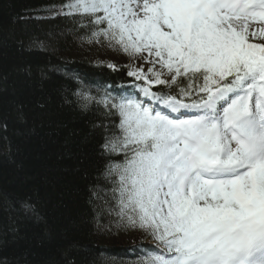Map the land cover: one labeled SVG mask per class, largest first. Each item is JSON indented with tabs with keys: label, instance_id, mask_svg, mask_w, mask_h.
I'll return each instance as SVG.
<instances>
[{
	"label": "snow or ice",
	"instance_id": "6c2138e0",
	"mask_svg": "<svg viewBox=\"0 0 264 264\" xmlns=\"http://www.w3.org/2000/svg\"><path fill=\"white\" fill-rule=\"evenodd\" d=\"M66 8L93 38L146 53L151 65V78L129 72L143 96H106L110 123L94 125L116 226L158 242L148 264H264V42H252L264 41V0H71ZM179 78V90H152ZM20 210L36 211L29 200Z\"/></svg>",
	"mask_w": 264,
	"mask_h": 264
},
{
	"label": "trees",
	"instance_id": "16d2710c",
	"mask_svg": "<svg viewBox=\"0 0 264 264\" xmlns=\"http://www.w3.org/2000/svg\"><path fill=\"white\" fill-rule=\"evenodd\" d=\"M69 2L0 0V264H148L136 240L147 234L115 224L94 127L110 123L104 90L128 71L107 67L95 45L106 39Z\"/></svg>",
	"mask_w": 264,
	"mask_h": 264
},
{
	"label": "rangeland",
	"instance_id": "374dc122",
	"mask_svg": "<svg viewBox=\"0 0 264 264\" xmlns=\"http://www.w3.org/2000/svg\"><path fill=\"white\" fill-rule=\"evenodd\" d=\"M252 42L259 43V42H264V41L256 39V40H254ZM95 45H96L97 50H98L97 53H99V54H101L103 56V59H102L103 62L108 63L107 65H108V67L110 69H117L118 66H122V67L127 69L128 76L132 77V79L135 82V86L136 87H135L134 90L138 91L139 93H141L143 95V92H142V87L144 86L143 82L137 80L134 76H130L129 72L136 71L138 68H143L145 74L148 75L151 78V74L147 72V69L151 65L145 59L146 53L130 55L128 53H125L120 47H118L114 43H110V42H107V43L105 42L103 44H95ZM94 49H96V48H94ZM93 52L96 53L95 51H93ZM91 53H92V51H91ZM110 65H112V67H110ZM156 68H157V71H160L159 65H157ZM162 78L165 79V80L171 81V77L168 74L167 70H163ZM133 80L129 79L127 82L130 83V82H133ZM152 90L155 91V85H152ZM145 233L146 232H143V234H145ZM136 240L137 241L140 240V242L142 241L143 243H145V242L148 243V241H147L148 239L145 240L142 237H140L139 239H136Z\"/></svg>",
	"mask_w": 264,
	"mask_h": 264
}]
</instances>
